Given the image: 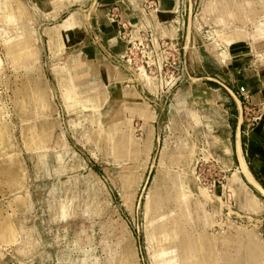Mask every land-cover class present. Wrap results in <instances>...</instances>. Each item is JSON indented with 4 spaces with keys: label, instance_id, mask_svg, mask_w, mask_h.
<instances>
[{
    "label": "rangeland",
    "instance_id": "374dc122",
    "mask_svg": "<svg viewBox=\"0 0 264 264\" xmlns=\"http://www.w3.org/2000/svg\"><path fill=\"white\" fill-rule=\"evenodd\" d=\"M95 1L0 0V264H264V0Z\"/></svg>",
    "mask_w": 264,
    "mask_h": 264
},
{
    "label": "crops",
    "instance_id": "0c3cea01",
    "mask_svg": "<svg viewBox=\"0 0 264 264\" xmlns=\"http://www.w3.org/2000/svg\"><path fill=\"white\" fill-rule=\"evenodd\" d=\"M30 2H33L39 6H43L46 5L47 2L51 1V0H29ZM119 0H96L95 4L92 3V6L90 8H92L93 11V16H94V26H89V40H93V39H97L99 37V44L101 45V42L107 46L108 49H104L102 50L103 55L105 57H109L110 53H116V52H120L122 50V43H120L116 36H115V31H114V27L105 19L104 15H99L101 13V7L103 8L102 10L106 9L109 10L110 6L113 5L114 3H117ZM157 4H158V9L156 11V13L158 14V17L160 19H162L163 21L165 20H173L172 18L175 17L176 12H178V10L182 11V6H183V2L184 0H156ZM97 6V7H96ZM181 8V9H180ZM108 12V11H107ZM51 13V11H50ZM101 16V18H97V16ZM96 17V18H95ZM102 20V21H101ZM98 35H97V34ZM94 35V37H93ZM99 51V50H98ZM226 89V91L228 92V94L230 95L232 101H230V104H233L234 109H236L238 111V109H241V100L235 95V93L228 87H224ZM241 126H242V116L239 114L238 116H236V120L232 122V127L230 128V146H231V150L232 153L235 154L236 160L238 162V165L240 166V161L238 156L241 153V156L243 158V161L246 165V169L248 170L249 174L251 175V177L264 189V184L259 183V181L255 178L256 173L253 172V174L249 171L248 167H247V161H246V157H247V151L246 148L248 145H246L245 140L243 139V135L241 133ZM239 144V149L237 145ZM241 167V166H240ZM243 172V171H242ZM244 178L246 179V181L252 186L254 187L258 193L262 196H264L245 176V174L243 173ZM252 191V190H251ZM254 194L258 201H260L259 196H257L255 193ZM262 204V208L264 210V201H260ZM264 215V212H263ZM262 218L264 219V216H262Z\"/></svg>",
    "mask_w": 264,
    "mask_h": 264
},
{
    "label": "built area",
    "instance_id": "2783aa9c",
    "mask_svg": "<svg viewBox=\"0 0 264 264\" xmlns=\"http://www.w3.org/2000/svg\"><path fill=\"white\" fill-rule=\"evenodd\" d=\"M121 26H122V28H124V26H126V24H125V23H122ZM122 28H121V29H122ZM121 29L118 30V35H119L121 38H124L125 35H124V33H123V34L121 33V32H122ZM159 46H160V45H159ZM161 46H164V47H166L168 50L171 51L168 57H176L175 55H176V54H179V47H178V45H177V42H174V41H167V40H166L165 42H162V43H161Z\"/></svg>",
    "mask_w": 264,
    "mask_h": 264
},
{
    "label": "bare ground",
    "instance_id": "6f19581e",
    "mask_svg": "<svg viewBox=\"0 0 264 264\" xmlns=\"http://www.w3.org/2000/svg\"><path fill=\"white\" fill-rule=\"evenodd\" d=\"M200 92H201V91H200ZM200 92L197 93L198 97H202V96H203ZM225 146H226V145H225Z\"/></svg>",
    "mask_w": 264,
    "mask_h": 264
}]
</instances>
